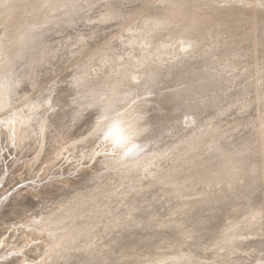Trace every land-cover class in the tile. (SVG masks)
Returning <instances> with one entry per match:
<instances>
[{"label": "bare ground", "instance_id": "bare-ground-1", "mask_svg": "<svg viewBox=\"0 0 264 264\" xmlns=\"http://www.w3.org/2000/svg\"><path fill=\"white\" fill-rule=\"evenodd\" d=\"M141 1L150 0H10V8H0V94L11 110L0 112V119L17 114L18 140L12 147L0 129V143L5 140L16 155H36L15 168L18 175L32 172L38 162L42 172L39 181L28 180L5 199L18 176L9 173L3 180L0 210L18 204L24 210L15 223H8V210L0 211V264H252L236 258L235 248L247 241L262 243L257 250H264V238L248 241L264 227V191L256 193L264 184V0L135 5ZM96 7L104 11L89 15ZM81 15L95 22L91 29L71 28ZM34 25L43 28L33 32ZM79 27L80 43L71 49L64 32ZM112 32L99 46L102 35ZM181 40L191 42L188 52L180 51ZM53 43L66 51L56 48L60 61L49 69L40 63ZM33 59L61 81L34 93L39 84ZM132 75L142 81L136 105L135 97L123 100ZM241 91L255 95L240 102L241 116L223 130L219 121L237 107ZM208 92L215 94L205 99ZM41 95L52 99L53 108L42 116L43 134L25 108ZM101 96L116 104L126 126L145 118L138 122L149 129L136 140L144 148L138 156H105L112 152L110 143L90 137L96 113L87 105ZM214 107L221 112L214 114ZM63 160L68 168L62 173L56 168ZM45 162L48 171L41 170ZM229 191L245 195L222 222L216 211ZM221 236L226 237L219 243H207ZM258 264H264V252Z\"/></svg>", "mask_w": 264, "mask_h": 264}, {"label": "rangeland", "instance_id": "rangeland-1", "mask_svg": "<svg viewBox=\"0 0 264 264\" xmlns=\"http://www.w3.org/2000/svg\"><path fill=\"white\" fill-rule=\"evenodd\" d=\"M154 0H150V1H141V2H139V3H136L135 5H137V6H142V4H145V3H147V4H151L152 2H153ZM100 11H104V8H101V9H99ZM98 8L96 7L95 9H93L92 11H91V13L89 14V15H95L96 13H98ZM86 15H81V16H77L76 17V22L75 23H73L72 25H71V28L72 27H76V25H83L84 26V28H87V29H91L92 27H87L88 26V24L90 23V24H92V22H94V21H92V22H90V21H88V20H85L84 19V17H85ZM85 24V25H84ZM106 26L107 25H109L110 24V22H108V23H104ZM71 28H70V30L69 31H65L64 32V37H63V42H65V43H67L68 45H69V47L71 48V49H73L74 48V46H75V44L76 43H80V31H79V29H81L82 27H79L77 30H75L74 32H72L71 31ZM107 31H109V30H107ZM114 33H117V32H114ZM70 34H72V36H71V38L69 39L68 38V36L70 35ZM113 34V32L111 33V34H108V35H106V33L104 34V35H102V37H101V40H100V42H99V46H102V45H104L105 44V42L108 40V38L111 36ZM47 48H49V54H50V56L46 59L47 61L46 62H42V63H40L41 65L42 64H45V63H49V65H48V68L49 69H51V65L50 64H52V63H58L60 60L59 59H57V56H58V54L59 53H62V52H65L66 50L65 49H63L61 46H59V45H57L56 43H53V44H47V46H46ZM56 48H59L60 50H62V52H60V50L59 49H56ZM44 50H46V49H44ZM43 50V51H44ZM37 65H38V63L36 62V59H33L32 61H31V68H32V70H35V74H36V76H37V79H36V83H37V85L39 84V86L36 88V91H34V93H36V92H40V91H43V90H45V89H48V88H50L51 86H55L56 85V83H58V82H60L61 80V77L62 76H57L56 74H51L50 72H46V71H42L41 70V65H39V68L37 67ZM35 67V68H34ZM55 68V66L53 67V69ZM245 79H247V77L246 76H244V77H242V78H240L239 80H236L237 82H239V81H242V80H245ZM249 90V89H248ZM210 92V91H209ZM207 93L206 94V96H205V99L207 98H209L208 97V95L210 96V95H214L215 93L213 92V93ZM230 92L231 91H229V93L228 94H230ZM245 91H241V92H239L238 94H237V96H235V99L237 100L238 99V102H235V106L237 105V107H235V108H233V110H231V111H229L228 113H225V115H223L222 117H221V120L219 121V125H220V127L223 129V130H229L230 128H231V126H232V124L237 120L236 118H238L239 116H241V114L239 113V110H238V107L240 106V102L242 101V100H246V99H251V97H252V95H255V94H248L249 96V98L247 97V93L245 94L244 93ZM227 94V93H226ZM246 97H245V96ZM257 95V94H256ZM238 96H239V98H241V99H239L238 98ZM210 97H212V96H210ZM226 97V95H224V97H222V98H225ZM234 99V100H235ZM212 100V99H211ZM214 103V102H213ZM209 104H212V102L211 103H209ZM225 104H227V102H225L223 105L222 104H220V105H222V106H224ZM222 106H221V108H222ZM226 106V105H225ZM225 106L223 107V109H225ZM216 107H214V109H215ZM213 108H211V111L212 112H214V114L215 113H219V112H221V111H219L218 110V108L217 109H215L216 110V112H215V110H214ZM223 109H220V110H223ZM237 110V112L235 113V114H233L234 113V111H236ZM207 114H209V113H205V116L207 115ZM245 117L246 116H250V114L249 113H244L243 114ZM226 116V117H225ZM210 119H211V116H208ZM213 117H214V115H213ZM213 117H212V119H213ZM208 118V120H206V122H209V121H211L210 119ZM236 119V120H235ZM233 131H228L227 133H226V135H230L231 133H232ZM233 133H235V131L233 132ZM215 134V133H214ZM244 134V132H242L241 133V135H243ZM212 136V135H211ZM216 137H218V136H216ZM36 146V145H35ZM7 143L5 142V140H3V144L2 143H0V192H2L1 191V188H3V186H4V184H5V182L3 183V180H5V177L7 178V176L9 175V173H11L10 175H12L13 176V174H17V171L16 172H14L15 171V168L17 169V168H19L20 167V165L22 164V162L23 161H25V160H34L35 159V156L36 155H34L33 154V152L32 151H26V150H22L23 152H21L20 154H18L19 155V157H18V155H16V153H15V151L13 152L14 153V155H13V153L12 152H10L9 150H8V152H9V154H8V152H7ZM10 155V157H7V156H9ZM12 155V156H11ZM25 155H26V158H25ZM82 156V155H81ZM19 159H18V158ZM84 157V156H83ZM7 159H8V161H7ZM65 162H66V160H63V161H61L59 164H58V166H57V168H56V170H61V172H62V170H63V172H64V170H66L67 168H68V164H65ZM39 164H36V165H38V167L37 166H35V167H33V171L32 172H28V173H19V175L17 174V176L18 177H16L14 180H12L11 182H10V184L7 186V189L8 188H15L16 190L15 191H13V189H10L7 193V195L5 194L3 197H1L2 199H5L7 196H10L9 194H11V193H16L17 192V188H19V187H25L26 186V183H27V181L29 180V181H39L41 178H40V176H41V174H42V172L39 170V166L41 165V162H38ZM46 164H47V162H45V165L41 168V170L42 171H48L49 170V168L46 166ZM19 166V167H18ZM62 172V173H63ZM50 174H52V172L50 171ZM11 176H9V178H10ZM49 179H51L50 177H49ZM45 181H47V179L45 180ZM45 181H43V182H45ZM257 183V182H256ZM14 184V185H13ZM16 184V185H15ZM258 184H256V186H257ZM261 187H258L257 189H256V193L257 194H259V193H261V191L263 190L264 191V184H262L261 183V185H260ZM242 195H245V192H243V193H236L235 191H229L228 193H227V195H224V196H222L221 198H220V202H219V204H221V209H218V211H216V212H218L220 215H223V217H222V222H223V219H225L226 218V215L231 211V209H232V207H233V205H234V202L236 203V202H238V201H242L243 199L241 198V196ZM27 201V199L25 200V202ZM117 201V200H116ZM113 202H114V200L111 202V206L112 207H114L113 206ZM115 203V202H114ZM145 204H147L146 202H144ZM34 206V205H33ZM115 206H118V202H116V205ZM4 208H2L0 211H4V210H8L9 212H8V215L6 216L7 217V220L9 221L8 223H12V222H16V217L18 216V214L19 213H17V212H22L23 210H24V205H22V204H18V205H12L11 207H9V206H7V205H5V206H3ZM119 207V206H118ZM115 208H117V207H115ZM120 208V207H119ZM118 208V209H119ZM12 214V215H11ZM0 215H1V213H0ZM243 216L244 215H242L241 216V220H245L247 217H246V215L244 216V218H243ZM5 217V216H4ZM1 221H2V219H1ZM228 222V221H227ZM4 223H6L7 224V222H4ZM216 224H217V220H216V222H215ZM232 225V222H231V220L229 221V225H227L229 228H230V226ZM263 226V225H262ZM6 230V229H5ZM4 230V231H5ZM263 231H264V227H263V229H258L256 232H254V233H258V234H254V236L252 235V237L250 236L249 238L250 239H248V241H250V240H254L255 238H257V239H263L264 237H260L259 236V234L261 233V234H263ZM3 233H5V232H2V234ZM260 234V235H261ZM226 236H221V238H219V239H215V237H212V238H210V239H208V238H204L203 240H207V243H211L212 241V243H219L220 241H222L224 238H225ZM251 238H253V239H251ZM217 240V241H216ZM210 241V242H209ZM259 243V242H258ZM258 243H253L252 242V244L251 243H247V241H245L244 242V245H239L240 247H237V248H235V250L237 251L236 252V255L235 256H237L236 258H238V259H241L243 256V258H245V257H247L248 258V260H247V263H252V264H254V262H255V264H258V259L259 258H261L262 257V255H263V252H264V250H262V251H258L257 250V248L259 247V248H261L260 246L262 245V243H260V244H258ZM259 246H258V245ZM248 245V246H247ZM249 245L250 246H252V245H254V246H252V248H250L249 247ZM257 245V246H256ZM211 246L212 247H210V248H216L217 246H213L212 244H211ZM244 246V247H243ZM263 246H264V243H263ZM262 246V247H263ZM242 247L243 248H245V250H242ZM256 248V250H255V248ZM9 248V247H8ZM8 248L6 247L5 248V250H3L2 251V254L3 253H5L7 250H8ZM240 248V249H239ZM248 248H250V249H248ZM254 248V249H253ZM258 248V249H259ZM262 249H264V248H262ZM248 250V251H247ZM243 251V252H242ZM256 251V253H254V252ZM251 252H253V253H251ZM1 254V253H0ZM253 254V256H252V258H250L251 257V255ZM250 255V256H249ZM256 255H258L259 257L257 258V257H255ZM239 256H240V258H239ZM242 256V257H241ZM249 256V257H248ZM254 261H253V260ZM257 259V260H256ZM201 260H206L207 261V258H205V257H203ZM207 262H210V261H207Z\"/></svg>", "mask_w": 264, "mask_h": 264}, {"label": "snow or ice", "instance_id": "snow-or-ice-1", "mask_svg": "<svg viewBox=\"0 0 264 264\" xmlns=\"http://www.w3.org/2000/svg\"><path fill=\"white\" fill-rule=\"evenodd\" d=\"M11 3L10 0H0V8H10ZM73 7H77V5H73ZM95 23V22H92ZM43 28L42 25H34L32 28L33 32H39ZM121 41H123V38H121ZM180 46V51L182 52H188L192 44L190 41H184L181 40L178 42ZM121 60H123V57H120ZM75 81L74 88L77 90L80 86L79 78L74 77ZM20 81L16 82V86H19ZM142 81L139 79L137 75H132L129 80L125 83L124 88L125 91L123 93V100H128L132 97H135V99H132V105H136L137 101L141 99L138 89L141 85ZM147 90V88L145 89ZM115 95V92H114ZM28 98L25 97V101H27ZM77 100L74 98L73 103H76ZM88 109L94 111L96 113L95 123L92 128V131L90 132V137H95L96 140H100V144H105L108 142V134L104 131L105 128L110 127V125L115 121L118 124H124V122L120 119L121 113L116 110V104L106 100L105 96H101L98 100L94 101L92 104L87 105ZM25 108L27 109L29 116L28 120L31 121L35 119L37 122L40 123V129L39 134H43L46 128L47 120L42 119V116L45 113H51L53 111L52 108V99H45L43 95L36 98V101L32 104L25 103ZM4 111H11L10 109H5L4 107V99L2 94H0V112ZM20 111H23L21 109ZM82 111V110H81ZM81 112H77V118H79ZM114 114V115H113ZM145 118L143 116L137 117V122H132L127 124V128L129 129V133L132 137H135V140L139 139L142 135L148 132V128H141L138 126L139 121H143ZM187 120V118H185ZM17 121V114L15 112L11 113V116L9 119H0V129H3L5 132L9 134V139L11 141V146L16 147L18 140H17V133L16 129L14 127L15 123ZM102 137V139H101ZM20 143L23 142L21 139L19 141ZM97 147H100V145H97ZM136 147L140 149V152L137 154V156L144 151V148L136 143ZM101 153L95 152L93 155H100ZM105 156L108 155H116L114 152L111 153H103ZM136 157V156H135ZM121 159H124L121 157ZM16 189L14 188L13 191ZM22 190V187H21ZM23 250H21L20 253H13L9 252L8 255H21ZM47 255V253H46ZM4 257H0V260H3ZM27 264V261L25 262Z\"/></svg>", "mask_w": 264, "mask_h": 264}, {"label": "clouds", "instance_id": "clouds-1", "mask_svg": "<svg viewBox=\"0 0 264 264\" xmlns=\"http://www.w3.org/2000/svg\"><path fill=\"white\" fill-rule=\"evenodd\" d=\"M104 131L108 134V142L111 145L112 152L120 158L135 157L140 152V149L136 147L135 137L130 135L125 124H118L114 121Z\"/></svg>", "mask_w": 264, "mask_h": 264}]
</instances>
